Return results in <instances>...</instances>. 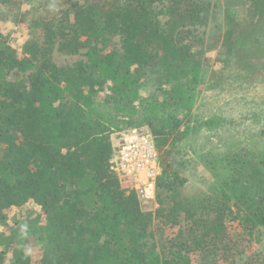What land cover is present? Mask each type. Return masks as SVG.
Here are the masks:
<instances>
[{"label":"trees","instance_id":"1","mask_svg":"<svg viewBox=\"0 0 264 264\" xmlns=\"http://www.w3.org/2000/svg\"><path fill=\"white\" fill-rule=\"evenodd\" d=\"M167 1L0 0V264H264V150L175 149L220 41L191 37L213 26L206 0ZM226 3L218 59L263 72L264 0ZM133 129L159 152L153 199L118 169ZM28 203L26 228L12 213Z\"/></svg>","mask_w":264,"mask_h":264},{"label":"rangeland","instance_id":"2","mask_svg":"<svg viewBox=\"0 0 264 264\" xmlns=\"http://www.w3.org/2000/svg\"><path fill=\"white\" fill-rule=\"evenodd\" d=\"M161 2L162 5H165L168 1L161 0ZM205 5L206 8L209 7L210 15L215 13L210 20L213 22V26L209 25L208 32H206L205 27L193 23L189 25L190 30L193 31L191 37L206 35L210 40L216 38L220 42L216 50L212 49L207 53V59L210 60H208L209 69L206 82L202 87L196 109L180 128L179 132L183 139L175 144V149L177 152H182H180L181 156H197L219 149L223 145H228L229 142L239 139L244 143L249 141H252L253 144L257 143L258 146L254 144L255 150L259 152L264 150V117L260 113V108L264 106V71L245 75L235 70L239 69L236 67L237 62L232 67L224 62V59L222 61L220 58L218 59L223 35L227 29L225 21L224 23L221 21L225 17L227 3L226 0H206ZM237 6L243 12L246 9V6L239 4ZM162 14L165 15L164 12ZM217 16L219 18L215 22ZM219 24L221 29H219ZM187 28H182V34L187 31ZM12 36L16 37V39L11 38L10 40L12 46L21 52L22 45L19 43V38L22 41L23 36L18 38L16 32L12 33ZM83 58L85 56L81 52L71 54L60 49H55L53 54V60L60 65L72 64ZM254 74L255 76L252 78L251 75ZM155 89L152 84L144 86L143 96L150 97L152 92L155 93ZM256 109L259 116L255 115L254 110ZM211 119L215 120L213 125L205 124ZM39 209L38 205L28 203L22 208L14 210L12 215L27 228L29 225L37 223ZM255 235H258V231H254V237ZM252 245L257 250H264L263 237L262 242L258 241ZM240 263H243V258Z\"/></svg>","mask_w":264,"mask_h":264},{"label":"built area","instance_id":"3","mask_svg":"<svg viewBox=\"0 0 264 264\" xmlns=\"http://www.w3.org/2000/svg\"><path fill=\"white\" fill-rule=\"evenodd\" d=\"M118 169L131 177L133 185L146 198H154L161 174L159 153L152 134L133 129L124 137L119 151Z\"/></svg>","mask_w":264,"mask_h":264}]
</instances>
